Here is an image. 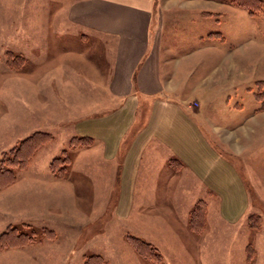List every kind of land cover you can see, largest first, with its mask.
Here are the masks:
<instances>
[{"label": "rangeland", "instance_id": "1", "mask_svg": "<svg viewBox=\"0 0 264 264\" xmlns=\"http://www.w3.org/2000/svg\"><path fill=\"white\" fill-rule=\"evenodd\" d=\"M1 1L0 168L3 155L9 157L11 150L23 140L40 134L47 135L48 139L31 153L24 169L10 170L14 181L0 187V236L9 230L8 237L11 238L17 233L32 237L30 243L19 246L11 245L7 238L1 240L0 264H31L29 259L33 253L42 255L41 264H77L80 260L75 254L85 250H90L89 253L110 252L113 259H105L107 264H138L127 252L128 248H133L130 238L149 244L162 257L156 262L141 257L146 264H264V114L251 117L257 105L255 99H261H256L261 107L264 102V49L260 47V41H264V0L245 1L253 15L232 0H224L231 7L221 9L220 13L201 11L200 16L192 10L184 12L174 2L168 3L171 10L162 21L166 34L155 38L157 44L162 45L160 53L171 74V78L165 77V80L174 91L173 96L181 92L175 91L177 86L184 90L194 85L200 87L195 100L190 103L191 109L199 113L190 116L197 123L201 140L211 147L208 150L201 146L197 151L205 162L203 165L210 167L215 193L211 190L210 195L198 194L200 186H193L187 175H181L177 183L189 191L172 193L177 191L176 181L168 179V195L163 196L161 191V195L143 197L148 205L155 199L156 205L137 210L131 220L119 219L114 214V218H110L111 203L103 207V226L100 222L84 230L74 249L66 246L64 241H58L57 245L42 243L48 238L43 229L14 223L19 213L18 193L20 197H27L30 203L32 194L38 199V194L58 192L52 186L48 190L31 183L22 185L23 180H18L17 184L16 178L17 173H27L29 165L36 171L48 167L53 176L64 178L75 152L93 145L89 137H84L90 140L88 145L71 144L73 138L81 137L72 136L67 142L65 132L73 120L87 115L100 102H103L104 110L108 109L110 101L97 98L96 93L105 95L109 43L98 37L91 39L77 35L68 25L64 28L62 20L49 21L47 4L27 1L18 15L14 12L15 3ZM6 4L9 9H4ZM202 6L205 5L199 7ZM7 11H13L16 18L6 21ZM158 22L161 25V20ZM240 29H248L253 34L245 36ZM217 32L225 38L213 34ZM218 39L222 42L225 39V43L220 45L215 41ZM184 43L190 48H185ZM166 47L175 48L172 55ZM191 53L194 56L188 58ZM240 60L247 61L246 68L241 65L247 82L226 84L230 69L239 74V69L234 71L237 67L231 66H237ZM141 109L143 119L146 107ZM226 135L231 137V142H225ZM36 137L39 139L40 136ZM234 141L235 147L231 145ZM167 150L172 156L177 153L185 158L188 155L185 148L184 152L179 147ZM173 160L172 165L169 161L171 173L181 170V165ZM185 169L182 172H186ZM83 181H75L78 192L85 186L81 184ZM85 184L90 203L96 197L89 192L88 182ZM115 197L112 194L109 198ZM198 204L205 207L201 222L191 217ZM147 211H154L153 218L150 216L152 219L144 214ZM157 214L163 216L161 227L154 223V219H159ZM181 216L186 224L183 232L176 220L177 217L183 222ZM98 234H105L104 238L109 237V241L96 242ZM126 239L127 243L124 242ZM17 250L19 252H15Z\"/></svg>", "mask_w": 264, "mask_h": 264}, {"label": "crops", "instance_id": "2", "mask_svg": "<svg viewBox=\"0 0 264 264\" xmlns=\"http://www.w3.org/2000/svg\"><path fill=\"white\" fill-rule=\"evenodd\" d=\"M2 1L15 3L14 12L19 15L23 9L22 5L31 0ZM35 2L47 4L46 14L49 21L53 20L55 23L62 20L65 22L64 28L68 25V28L73 29L77 35L88 36L91 39L98 37L109 43V74L105 95H101L100 92L99 95L96 93V97L108 99L110 103L108 109L104 110V104L100 102L93 111L84 115L85 117L73 120L68 132H65L67 142L72 136L89 137L93 145L90 148H80L75 152L64 178L53 176L48 171V167L46 170L36 171L32 170L30 165L27 173H17V184L23 180L22 185L31 183L48 190L53 187L58 192L38 194V199L34 198L35 194H32L30 203L27 197L23 195L20 197L21 194L18 193L16 200L19 213L14 223L52 231L55 235L54 239L46 238L42 243L57 245L58 241L61 243L64 241L66 246L70 245V249H74L77 238L81 237L84 230L87 231L88 227L100 222L103 226V207L111 203L110 218H114V214L119 219L131 220L132 215L138 213L137 210L143 208L146 210L156 205L155 199L148 205L149 202L143 197L158 196L157 194L162 193L161 191L164 192L163 196L168 195V179L176 181L174 184L177 186V191L172 193L184 194L189 191V188L186 189L177 183L181 175H187L193 186H200L201 192L198 194L213 193L211 190H214L216 185L210 178L212 175L210 167L208 164L203 165L204 160L197 151V148L201 146L208 150L211 147L203 139L201 140L197 123L192 118L199 111H193L190 106L198 95L200 87L194 85L184 90L177 86L175 91L181 90V92L173 96L174 91L171 90L167 79L165 80V77L171 78V74L160 53L162 45H158L155 38L166 34L162 21L165 20L166 12L171 10L167 6L168 3L174 2L184 12L192 10L198 16L201 11L220 13L221 9L229 8L231 4L224 0L223 2L218 0H35ZM162 3H166L167 7L162 6ZM180 3L182 7L179 6ZM187 3L194 6L187 7ZM202 4L205 6L199 7ZM56 6H58L57 12ZM4 9H9V6L6 4ZM36 11L34 9V12ZM12 12L6 13L4 17L6 21L16 18L17 15ZM23 17L22 14L21 18ZM240 30L245 36L253 34V31L250 32L248 29ZM213 34H219L225 38L220 32ZM215 41H218L220 45L225 43V39L223 42L220 39ZM244 45H247V42ZM184 46L190 48L185 43ZM260 47L261 50L264 49V41H260ZM166 49L171 55L175 50L174 47H166ZM192 56L194 53H191L188 58ZM236 64L237 66L231 67H237L234 71L239 69V74L232 73L230 69L231 75L229 71L226 84L247 82L241 66L244 64L246 68L247 61L240 60ZM188 67L190 68V65ZM255 102L257 105L252 118L264 114L261 105L258 104L259 101L255 99ZM143 107H146V110L142 119L141 108ZM225 142H231V137L226 135ZM231 145L235 147V141ZM177 147L182 152L185 148L188 155L185 158L177 153L172 156L167 150ZM188 149L191 151L189 152ZM173 159L181 165V170L171 173L168 171L170 170L169 161ZM184 169L186 172H182ZM81 180H84L81 184L85 186L81 192H78L75 190V181ZM87 182L90 185L89 192L96 197L90 203L87 198L89 193L86 192L85 183ZM223 184L226 185V181ZM202 189L205 191L203 192ZM17 191L20 192L19 189ZM112 194L117 196L113 200L109 198ZM143 204H145L144 207ZM153 213L154 211L151 213L147 211L144 214L146 217L153 218ZM157 215L159 219H154V223L161 227L163 216ZM176 220L183 232L186 225L185 219L183 218L181 222L176 217ZM104 235L98 234L96 238L99 239H96V242H108L109 237L104 238ZM147 241L151 243L148 238ZM124 242L127 243V239ZM66 246L64 247L67 251ZM89 251L75 254L80 260L77 264H85L86 259L92 256L99 257L103 261L113 259L110 257V252L105 254L103 252L89 253ZM127 252L138 264H146L133 248H128ZM21 254L24 255L23 252ZM41 256L33 253L29 259L31 264H41ZM115 256L117 257V253ZM66 258L67 255L64 259ZM104 263L107 264L108 261Z\"/></svg>", "mask_w": 264, "mask_h": 264}, {"label": "trees", "instance_id": "3", "mask_svg": "<svg viewBox=\"0 0 264 264\" xmlns=\"http://www.w3.org/2000/svg\"><path fill=\"white\" fill-rule=\"evenodd\" d=\"M232 1L239 4L240 7L244 9L245 8L248 9L249 14L253 15L252 8L249 5H245V1L249 2L251 0H232ZM252 1H257V0H252ZM256 99L261 100L258 97ZM261 108H264V102ZM36 136H40L39 139H37ZM46 139H48V137L47 135H44V134L33 135L31 137H28L26 140H23L22 142H20L17 148L12 149L9 157L7 155H3V159L1 161L2 167L0 168V187L6 186L7 184L14 181L15 177L13 176V173H11L10 170L15 169V168L24 169L28 164L31 153ZM89 142L90 140L87 138H73L71 140V144H74V145L76 144L77 145H88ZM173 162L175 161L171 160L170 164L172 165ZM198 205L192 211L191 217L193 220L197 218L196 221L200 220L201 222L202 214H204L205 207H204V204H198ZM42 231L50 239H53L55 237L52 231H49L46 229H43ZM8 233H9V230L0 236V247H2L1 245L3 243L1 240H3L4 238H7L9 243L15 246L26 245L32 241V237L30 238L20 233L15 234L14 238L8 237ZM11 241L13 242V244L11 243ZM130 243L133 245V248L135 249V251L140 257L149 259L150 261H153V262H156L157 260L162 259V257L157 253V251L153 249L149 244L144 243L141 240H138L135 238H130ZM85 264H105V263L101 258L92 256L86 259Z\"/></svg>", "mask_w": 264, "mask_h": 264}]
</instances>
